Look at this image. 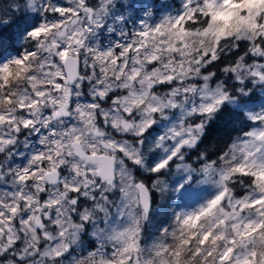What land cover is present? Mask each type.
I'll return each mask as SVG.
<instances>
[{"label": "snow or ice", "instance_id": "obj_1", "mask_svg": "<svg viewBox=\"0 0 264 264\" xmlns=\"http://www.w3.org/2000/svg\"><path fill=\"white\" fill-rule=\"evenodd\" d=\"M0 264H264V0H0Z\"/></svg>", "mask_w": 264, "mask_h": 264}, {"label": "trees", "instance_id": "obj_2", "mask_svg": "<svg viewBox=\"0 0 264 264\" xmlns=\"http://www.w3.org/2000/svg\"><path fill=\"white\" fill-rule=\"evenodd\" d=\"M221 146H223V144H221Z\"/></svg>", "mask_w": 264, "mask_h": 264}]
</instances>
